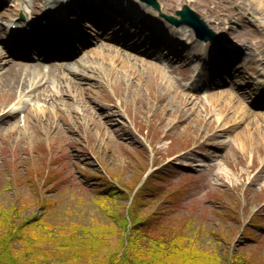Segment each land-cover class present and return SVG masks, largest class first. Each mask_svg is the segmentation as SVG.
<instances>
[{"label":"rangeland","instance_id":"374dc122","mask_svg":"<svg viewBox=\"0 0 264 264\" xmlns=\"http://www.w3.org/2000/svg\"><path fill=\"white\" fill-rule=\"evenodd\" d=\"M99 1L104 13H55L57 30L77 31L69 44L79 62L60 68L22 66L27 54L7 43L12 21L39 34L53 0H0V47L11 52L0 78L13 66L39 68L23 94L0 86V204L108 226L127 212L131 183L151 177L140 198L153 220L189 228L223 254L264 253V0H158L166 15L195 12L218 37L206 44L138 0Z\"/></svg>","mask_w":264,"mask_h":264},{"label":"trees","instance_id":"16d2710c","mask_svg":"<svg viewBox=\"0 0 264 264\" xmlns=\"http://www.w3.org/2000/svg\"><path fill=\"white\" fill-rule=\"evenodd\" d=\"M104 181L108 196L120 197L118 188ZM149 181L140 188L139 181L131 183L127 212L108 226L49 222L43 213H26L12 201L0 204V264H264V253L237 248L223 254L204 247L189 228L153 220L150 200L140 198ZM154 191L156 197L163 189ZM45 204L44 195L37 196L40 210ZM219 242L224 245L223 238Z\"/></svg>","mask_w":264,"mask_h":264},{"label":"bare ground","instance_id":"6f19581e","mask_svg":"<svg viewBox=\"0 0 264 264\" xmlns=\"http://www.w3.org/2000/svg\"><path fill=\"white\" fill-rule=\"evenodd\" d=\"M53 2H55V4L57 5L58 3L61 4L62 0H53ZM261 3L263 4L264 1H262ZM261 3L259 5H262ZM92 7L97 9V7L94 5H92ZM47 8H49V7H44L42 10L43 14L45 15L44 18H46V16H48L47 10L45 11V9H47ZM49 23H53V20L51 18L49 19ZM11 24H14L16 26V30H19L21 32L26 31L25 30L26 24H22V22L12 21ZM87 26L92 27V25H89V24ZM113 27H115V26H113ZM43 29H45V27ZM39 30L42 31V29H39ZM68 30H69V32H68L69 35L77 36V31H75L74 28L69 27ZM2 32H5V29L3 30V28L0 27V39L2 38ZM13 32H14L13 30L9 31V29L6 31V33H11V34H13ZM41 37H42V39H45V36L43 34H41ZM7 41H9V40H7ZM16 43L20 44L21 42L20 41H13V44H16ZM9 54H11V52H9V50L7 48L5 51V50H3L2 47H0V67H3L6 64V62H7L6 59L9 56ZM77 62H79V60H77V59H74L71 62L58 61V63H56L54 65H65L67 67V66L72 65L73 63L77 64ZM19 64L20 65L22 64V66H23V65H27L29 63H27L25 61H21V62H19ZM30 64H32V63H30ZM27 70H30V71H27ZM36 70H39V68H31V67L30 68H23V67L13 66L9 70V72L8 71L6 72L7 74H5L2 78H0V86L4 91H6L8 93L23 94L27 90H29L32 87L37 85L36 82L39 80V77L37 76L38 72ZM27 72H29V73L26 74ZM73 74L77 75L78 73L73 71ZM258 83L260 86V91L258 94L262 93V95H264V80H262L261 82H258ZM241 98L244 99L243 97H241ZM2 115L4 116L5 114H2ZM109 133L111 134V132H109Z\"/></svg>","mask_w":264,"mask_h":264},{"label":"water","instance_id":"95a60500","mask_svg":"<svg viewBox=\"0 0 264 264\" xmlns=\"http://www.w3.org/2000/svg\"><path fill=\"white\" fill-rule=\"evenodd\" d=\"M142 1L147 2L149 5L153 6L156 9L159 8L158 2L156 0H142ZM176 14L180 15L181 18L178 19L174 16H168L165 14H162V16L164 18H166L169 22H171L175 25H179L182 23H187L188 25H191L196 32V36L199 38L208 39V38H211V36H214V34H211V36H208V37L203 35L204 32L208 31V28H207L205 22L203 20L199 19L197 14H195V12L191 11L188 6H184L183 10H180V11L178 10L176 12ZM192 15H195L196 18H191Z\"/></svg>","mask_w":264,"mask_h":264}]
</instances>
